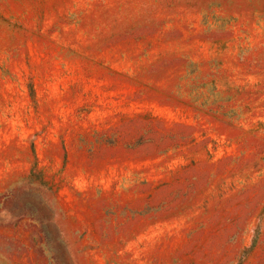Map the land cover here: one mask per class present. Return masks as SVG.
Wrapping results in <instances>:
<instances>
[{"label": "rangeland", "instance_id": "374dc122", "mask_svg": "<svg viewBox=\"0 0 264 264\" xmlns=\"http://www.w3.org/2000/svg\"><path fill=\"white\" fill-rule=\"evenodd\" d=\"M0 264H264V0H0Z\"/></svg>", "mask_w": 264, "mask_h": 264}]
</instances>
